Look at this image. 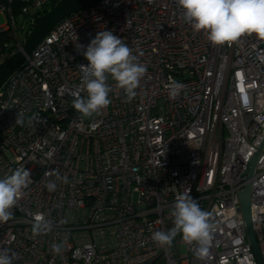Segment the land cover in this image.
<instances>
[{"label": "built area", "instance_id": "built-area-1", "mask_svg": "<svg viewBox=\"0 0 264 264\" xmlns=\"http://www.w3.org/2000/svg\"><path fill=\"white\" fill-rule=\"evenodd\" d=\"M58 1L0 0V33L17 40L27 25L16 18L32 24ZM182 12L176 0H99L62 20L2 85L0 178L31 170L11 219L0 222V248L15 253L13 264H258L239 200L247 186L264 263V41L253 34L213 45ZM104 30L147 71L130 102L109 76L111 104L83 118L72 106L77 93L86 97L83 52ZM170 77L184 85L174 99ZM184 192L216 224L203 261L181 235L171 246L152 240L174 226L172 206ZM37 212L52 230L34 236Z\"/></svg>", "mask_w": 264, "mask_h": 264}, {"label": "clouds", "instance_id": "clouds-1", "mask_svg": "<svg viewBox=\"0 0 264 264\" xmlns=\"http://www.w3.org/2000/svg\"><path fill=\"white\" fill-rule=\"evenodd\" d=\"M183 10L182 18L189 23L196 32L204 31L207 39L213 45H223L238 41L244 35H255L264 41V0H176ZM79 50L82 45H76ZM87 65H80L82 69V84L86 90V97L79 93L72 101L73 108L83 118L99 115L110 104V86L107 84L109 76L116 82L117 87L124 90L127 101L136 97V89L145 75L147 68L138 61L121 38L111 31H99L95 38L86 46L83 52ZM165 87L169 90L170 98H176L184 85L171 77ZM16 124H23L17 118ZM56 149L52 148L46 157L51 159ZM57 180L67 183V177L56 173ZM31 182V170L16 168L10 170L0 178V222H7L12 217L11 209L22 197L23 190ZM49 191L56 189V183L47 185ZM174 226L165 231H155L152 240L161 246H171L177 235H181L188 245H197L193 254L198 260L210 258L213 244V233L216 224L212 214L203 210L199 202L188 192L177 194L171 211ZM66 221L61 220L60 223ZM52 230V222L43 213L33 215L32 234L41 235ZM53 251L59 252L58 245L53 244ZM15 253L10 254L7 248H0V264H13Z\"/></svg>", "mask_w": 264, "mask_h": 264}, {"label": "water", "instance_id": "water-1", "mask_svg": "<svg viewBox=\"0 0 264 264\" xmlns=\"http://www.w3.org/2000/svg\"><path fill=\"white\" fill-rule=\"evenodd\" d=\"M99 0H59L52 8L38 16L32 22V28L20 50L13 53L0 63V88L8 78L16 72L26 61V58L47 37V35L65 18L84 10ZM264 47V45H262ZM261 144L259 151L261 150ZM259 151L251 158L248 168L252 174ZM240 207L245 224L247 240L258 264H264L260 255L256 238L251 226L249 186L239 193Z\"/></svg>", "mask_w": 264, "mask_h": 264}, {"label": "trees", "instance_id": "trees-1", "mask_svg": "<svg viewBox=\"0 0 264 264\" xmlns=\"http://www.w3.org/2000/svg\"><path fill=\"white\" fill-rule=\"evenodd\" d=\"M53 6H54V3H52L48 8L44 9L42 12H40L39 15H42L47 10L52 8ZM17 19H19V18H16V22H17ZM21 20H22V24H26L27 25V27L25 28V31L21 32L22 35L24 36L23 40H25L27 35H28V33L31 31L32 24L26 22L23 19H21ZM18 30H20V28H18ZM1 34H2L3 38H1V40H0V62L4 61L6 58H8L9 56H11L13 53L16 52V50H17L16 49V45H17L16 43L18 42V40L14 39V37L11 34H9L8 32H4V33H1ZM21 46H23V44Z\"/></svg>", "mask_w": 264, "mask_h": 264}, {"label": "rangeland", "instance_id": "rangeland-1", "mask_svg": "<svg viewBox=\"0 0 264 264\" xmlns=\"http://www.w3.org/2000/svg\"><path fill=\"white\" fill-rule=\"evenodd\" d=\"M17 22H18V24L20 25V24H22V20L19 18V19H17ZM6 24V20H5V17L3 16V15H0V26H4ZM28 32V31H27ZM26 32V33H27ZM1 34V33H0ZM17 34H18V42L16 43L17 45H16V52L19 50V48H20V46L22 45V44H24V42H25V40H23V35H22V33H18L17 32ZM29 34V33H28ZM22 35V36H21ZM28 36V35H27ZM1 38H3V36H2V34L0 35V40H1ZM23 40V41H22ZM22 47V46H21ZM1 63V62H0ZM179 255L181 256V257H184L185 255H186V247L185 246H183V245H181L180 247H179Z\"/></svg>", "mask_w": 264, "mask_h": 264}]
</instances>
